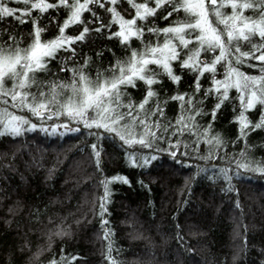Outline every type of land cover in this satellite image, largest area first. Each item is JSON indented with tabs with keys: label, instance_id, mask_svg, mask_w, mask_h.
Instances as JSON below:
<instances>
[{
	"label": "snow or ice",
	"instance_id": "1",
	"mask_svg": "<svg viewBox=\"0 0 264 264\" xmlns=\"http://www.w3.org/2000/svg\"><path fill=\"white\" fill-rule=\"evenodd\" d=\"M16 2L20 0H0V22L11 18L23 24L30 19L31 31L24 44L23 34L17 37L15 29L11 32L8 28L0 29V100L10 96L12 107L27 109L36 122L28 115L0 108V135L18 137L33 130L48 136L87 134L92 140L88 145L90 158L101 176L98 187L102 191L98 196L93 195L92 203L93 214L99 217L103 238L107 241L108 264H119L112 255L113 230L108 226L112 184L130 185L132 181L120 172L105 174V141L119 145L124 160L139 168H148L164 154L174 165L188 167L192 159L190 149L199 159L227 160L228 166L221 163L218 171L209 176L213 181L223 177L225 183L221 192L234 190L233 177L242 175L241 170L264 175V156L254 155L257 148H264V140L248 143L251 133L264 130V0H127L135 10L129 18L118 11V0H22L25 7L20 9L11 6ZM94 6L110 14L107 23L102 22ZM229 7L231 11L227 10ZM61 9L66 11L62 21L58 19ZM32 10H37V15L31 16ZM48 10H56L57 15L50 16L48 26L42 27L40 18L47 15ZM158 10L163 12L159 18L170 22L159 27L152 19L149 26V19L157 16ZM246 10L252 14H246ZM85 11L91 14L87 21L82 18ZM174 15L176 18L172 19ZM92 24L96 27H91ZM53 25L55 35L45 39L47 27ZM70 25L82 27L77 33L68 34L66 29ZM8 27H12L11 23ZM145 34L154 39L146 40ZM254 37H259L260 42H252ZM133 38L139 40L138 47H132ZM89 40L93 44L98 40H118L125 54L116 56L107 44L94 51L91 48L84 51L83 46ZM241 42H248L250 50H242ZM61 52L65 54L61 56ZM105 52L114 57L106 66L102 59ZM57 58L59 64L53 70L50 61ZM246 58L261 62L250 65L258 69V74L242 70L243 65L248 64ZM176 65H179V72ZM93 66H96L95 75L91 72ZM185 71L194 77L191 91L181 92L177 88L169 96L161 78L166 76L178 85ZM41 74L46 78H41ZM202 76L210 79L207 88H202ZM157 85L163 89V97ZM129 89L142 91V95L137 99ZM231 89H235V97L230 95ZM209 97H213L215 103L208 110L211 119L207 125H202L198 121L206 113L205 103ZM169 100H178L180 107L175 121L165 123V106ZM237 100L239 112L234 111L229 122L236 123L238 134L231 143L236 145L244 140V147L239 155L218 156L211 149H223L227 141L219 131L213 130L214 122L226 103L233 102L235 109L234 101ZM257 106L259 116L253 121L246 113ZM178 133L190 134L191 139L181 135L173 139ZM165 140L168 146L158 147ZM201 142L209 149L207 155L198 153ZM181 145L185 149L183 152ZM133 146L144 150H133ZM216 167L197 165L192 179ZM137 182L146 186L143 180ZM185 183H189L188 177ZM239 206L237 201L236 207ZM54 228V232L49 230V238L68 232L62 222ZM178 238L183 243L179 234ZM246 245L245 235L232 256L234 264ZM40 251L37 249L32 258L39 257ZM259 252L258 264H264V248ZM14 255V252L6 253L3 264H15ZM76 259L77 256L66 257L61 250L60 259H51L47 264H65L66 260L70 264Z\"/></svg>",
	"mask_w": 264,
	"mask_h": 264
},
{
	"label": "trees",
	"instance_id": "2",
	"mask_svg": "<svg viewBox=\"0 0 264 264\" xmlns=\"http://www.w3.org/2000/svg\"><path fill=\"white\" fill-rule=\"evenodd\" d=\"M11 6L17 9L25 7L22 0ZM116 6L126 18L134 15L135 10L127 4V0H118ZM94 7L102 16V22L107 23L110 14L98 6ZM227 10L231 11L230 7ZM158 13L149 19V26L152 19L159 27L170 22L159 18L163 15L162 11L158 10ZM246 14L252 13L246 10ZM30 15H37V10H32ZM52 15H57L56 10H48L47 15H42L40 25L48 26ZM65 15L66 11L61 9L58 19L62 21ZM90 15L85 11L82 18L87 21ZM175 18L174 15L172 19ZM9 23L11 28L8 27ZM90 26L96 27L95 24ZM80 27L82 25H70L66 32L75 34ZM3 28H8L9 32L15 29L17 37L23 34V43L28 42L30 19L21 24L9 18L8 21L0 22V29ZM53 35L54 25L47 27L44 38ZM145 39L154 38L145 34ZM252 42L259 43V37H254ZM139 43V40L133 38L132 47H138ZM103 44L111 47L116 56L125 54L118 40H98L95 44L89 40L83 50L91 48L94 51ZM241 48L250 50V44L241 42ZM64 54L61 52V56ZM102 59L106 66L114 57L112 53L105 52ZM246 59L248 64L243 65L242 70L258 74V69H252L250 65L261 62ZM50 64L55 70L59 58L50 61ZM175 67L179 72V65ZM95 71L96 66H93V75ZM219 71L222 72V69ZM41 78L46 77L41 74ZM193 79L187 71L178 85L173 84L166 76L161 78L163 89L168 90L169 96L177 88L181 92L191 91ZM201 84L202 88H207L210 85L209 77L202 76ZM157 88L163 97V89L159 85ZM129 91L137 99L142 95V91ZM230 95H237L235 89L230 90ZM0 103L9 111L28 115L24 109L13 108L11 101L7 100L5 103L0 100ZM214 103V98L209 97L205 103L206 113L199 118L200 124H208L211 119L208 110ZM234 104L235 109L233 102L226 103L213 125V130L219 131L227 141L225 148L211 149L218 156L232 153L239 155L240 149L244 147V140L238 141L236 145L231 143L238 134L236 123L229 122L234 111L236 114L239 112V101H234ZM179 107L178 100L167 102L165 123L175 121ZM246 114L255 121L259 116V106L248 110ZM177 135L191 139V135L187 133L175 134L173 139ZM261 140H264V130H255L248 137V143H259ZM91 143L92 140L87 138L86 133L48 136L33 130L18 137L0 135V264L6 259V253L12 252L15 253V264H47L51 259L59 260L61 250L66 257L77 256L70 264H108L105 257L107 241L103 238L99 217L93 214V195L98 196L102 189L98 187L100 173L95 170L90 158L91 150L88 145ZM167 146V140L158 144V147ZM105 147V174L120 172L132 181L130 185L113 182L114 191L108 205V226L113 230L112 255L119 264H225V261L226 264H234L232 256L243 243L245 235L247 245L241 249L235 264H258L261 259L259 249L264 248V175L241 170L242 175L233 177L234 190L221 192L225 183L223 177L213 181L209 176L218 171L221 163L228 166L227 160L199 159L190 149L192 159L188 167L174 165L167 154H164L148 168H139L124 160L123 150L119 145L107 140ZM133 150L144 149L133 146ZM184 150L181 145L180 151ZM208 151V147L201 142L198 146L199 155H207ZM254 155L264 156V148H257ZM197 165L217 167L192 179ZM185 177L189 178L188 184L185 183ZM138 180H143L146 186H142ZM237 201L239 207H236ZM37 216L38 219L35 218ZM61 222L67 226V234L52 235L49 238V230L54 232V225ZM37 249L41 250L39 257L32 258ZM65 264L69 262L66 260Z\"/></svg>",
	"mask_w": 264,
	"mask_h": 264
},
{
	"label": "rangeland",
	"instance_id": "3",
	"mask_svg": "<svg viewBox=\"0 0 264 264\" xmlns=\"http://www.w3.org/2000/svg\"><path fill=\"white\" fill-rule=\"evenodd\" d=\"M7 100H8V101H11V98H10V96H9V97H7V98H4V100H3V101H7ZM1 105H4V104H1V103H0V108H3V106H1ZM24 110H25L24 112H25L26 114H28V115H29V117H30V116H31V114L28 112V110H27V109H24ZM30 118H31V117H30ZM34 122H36V120H34ZM53 122H58V121H56L55 119H53Z\"/></svg>",
	"mask_w": 264,
	"mask_h": 264
}]
</instances>
